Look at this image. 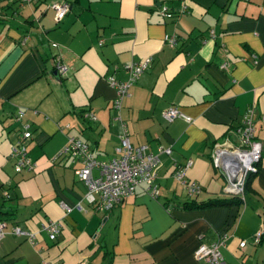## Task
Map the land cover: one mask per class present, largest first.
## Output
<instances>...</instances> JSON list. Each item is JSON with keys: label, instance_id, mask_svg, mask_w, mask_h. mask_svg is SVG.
<instances>
[{"label": "crops", "instance_id": "obj_1", "mask_svg": "<svg viewBox=\"0 0 264 264\" xmlns=\"http://www.w3.org/2000/svg\"><path fill=\"white\" fill-rule=\"evenodd\" d=\"M51 1L0 0V203L10 209L0 212V264H207L193 250L217 238L221 264H264V0H65L57 19ZM54 56L66 65L59 79L50 72ZM147 56L113 107L107 76L125 79L124 65ZM169 104L189 120H165ZM248 107L260 156L235 202L210 152L218 141L237 144L234 129ZM18 109L29 124L32 166L15 171L9 146L18 139ZM120 123L131 144L157 154V192L137 185L102 211L74 173L79 160L57 151L77 136L107 159ZM183 180L198 190L187 193ZM208 198L225 202L180 206ZM51 219L60 222L53 239L43 227Z\"/></svg>", "mask_w": 264, "mask_h": 264}, {"label": "built area", "instance_id": "obj_2", "mask_svg": "<svg viewBox=\"0 0 264 264\" xmlns=\"http://www.w3.org/2000/svg\"><path fill=\"white\" fill-rule=\"evenodd\" d=\"M28 1V0H19ZM48 6L53 10L54 17H61L68 8L65 0L51 1ZM165 7L161 8V12ZM164 38L172 43L174 38L171 35H164ZM51 42V45H54ZM53 68L59 75L66 71V65L58 56L53 58ZM149 57L125 64L128 75L125 79H116L113 76H107V82L114 88V95L111 100L112 106L118 108L120 100L124 95L128 94V87L137 74L146 67ZM224 62L221 63V66ZM93 117L92 113H88ZM161 115L165 120H169L174 116L182 117L189 120V116L180 111L173 104H169L161 111ZM22 110L18 109L14 114V119L19 121L18 139L15 143L10 144L9 154L13 158V169L15 171L21 168H30L31 161L26 153L24 140L30 136L29 124L22 121ZM251 107L246 108L242 114L239 125L235 127L237 135V144L224 145L222 142H215L210 152V160L213 165L219 167L225 176V187L234 193L241 194L245 176L248 172H254L257 168L260 156V142L254 137V127L251 120ZM114 153L107 159H96L87 142L77 136H68L64 144L57 151L59 154H67L77 158L80 165L75 167L74 173L76 177L86 186L85 196L89 201L94 200L92 191L97 193L96 206L102 210H108L112 204L121 200L124 196L133 193L135 186L144 185L148 192L153 195L157 192L156 182L154 180L153 167L158 157L146 149L145 144H131L124 123H120L118 133V144L113 149ZM190 163L187 159L185 163L174 171L177 178H181L185 167ZM95 167L97 174L93 175L91 169ZM236 169L237 174L232 178L228 170ZM187 193H194L198 190L199 185L192 180H183ZM59 205L67 210L69 207L59 201ZM4 219L0 218V236L3 234ZM49 238H53L59 231L60 222L57 219H51L43 224ZM14 233H24L31 241L33 232L23 231L16 225L11 226ZM262 227H258L251 235V242H257L262 234ZM223 240L217 238L208 244L200 242L193 250V254L202 258L207 264H221L223 261L219 252V245ZM245 239H239L238 245L243 246ZM40 264H46L41 261Z\"/></svg>", "mask_w": 264, "mask_h": 264}, {"label": "trees", "instance_id": "obj_3", "mask_svg": "<svg viewBox=\"0 0 264 264\" xmlns=\"http://www.w3.org/2000/svg\"><path fill=\"white\" fill-rule=\"evenodd\" d=\"M52 66H53V59H52ZM83 140V139H82ZM85 141V140H84ZM88 145V144H87ZM89 147V146H88ZM79 165H80V162H79ZM253 172H248L245 176V180H244V183H243V188H242V193L245 192L246 188H247V185H248V182H249V179L251 177ZM242 193L241 194H238V193H234L231 195L230 198H232V200H234L235 202H240L242 201ZM225 202V199L224 198H208L204 201H194L192 199H189V200H185V201H182L180 203V206L182 207H186V206H194V205H208V204H216V203H223ZM10 209H2V205L0 203V212H9ZM263 232V231H262ZM48 236V235H47ZM49 238V237H48ZM54 238V237H53ZM53 238H49V239H53ZM107 263V262H106ZM104 263V264H106Z\"/></svg>", "mask_w": 264, "mask_h": 264}, {"label": "water", "instance_id": "obj_4", "mask_svg": "<svg viewBox=\"0 0 264 264\" xmlns=\"http://www.w3.org/2000/svg\"><path fill=\"white\" fill-rule=\"evenodd\" d=\"M51 74L56 78V79H59L58 77V73H57V71H56V69L55 68H52L51 69ZM228 172L230 173V175H231V177L232 178H235V176H236V174H237V170L236 169H230V170H228ZM228 191H231L230 189H228Z\"/></svg>", "mask_w": 264, "mask_h": 264}, {"label": "rangeland", "instance_id": "obj_5", "mask_svg": "<svg viewBox=\"0 0 264 264\" xmlns=\"http://www.w3.org/2000/svg\"><path fill=\"white\" fill-rule=\"evenodd\" d=\"M3 202H4V200H3ZM4 205V204H3Z\"/></svg>", "mask_w": 264, "mask_h": 264}]
</instances>
